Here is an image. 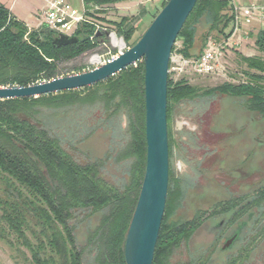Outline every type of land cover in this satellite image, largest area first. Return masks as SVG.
Returning a JSON list of instances; mask_svg holds the SVG:
<instances>
[{
	"label": "trees",
	"instance_id": "16d2710c",
	"mask_svg": "<svg viewBox=\"0 0 264 264\" xmlns=\"http://www.w3.org/2000/svg\"><path fill=\"white\" fill-rule=\"evenodd\" d=\"M83 1L90 22L74 34L80 39L78 43L61 47L53 43L55 32L46 27L30 30L0 3V88L27 87L59 78L62 64L105 43L107 32H96V21H107L100 15L124 0ZM139 18H123L117 23V33L128 48L142 37L136 36ZM233 29L232 0H198L173 52L198 58L209 41L227 40ZM113 43L124 46L115 37ZM255 46L264 54V30L255 35ZM97 60L96 55L91 57L92 62ZM241 60L248 72L244 73L246 80L239 83L203 89L168 79L170 160L174 141L171 117L183 102L224 95L264 119V59L241 56ZM100 131L110 134L108 153L92 160L84 147ZM112 158L124 175L114 177V183L106 178ZM146 160L143 61L90 87L39 98L0 100V221L31 251L36 264H85L87 254H94L95 264H126V234L139 199ZM184 193L170 164L166 211L153 264H168L173 247L170 232L179 230L171 218ZM94 218L97 223L89 230L86 244L80 246L77 222L89 223ZM4 231H0L2 235ZM190 235L187 232L185 239ZM183 236L178 234V242Z\"/></svg>",
	"mask_w": 264,
	"mask_h": 264
},
{
	"label": "rangeland",
	"instance_id": "374dc122",
	"mask_svg": "<svg viewBox=\"0 0 264 264\" xmlns=\"http://www.w3.org/2000/svg\"><path fill=\"white\" fill-rule=\"evenodd\" d=\"M74 8L82 11L84 9L83 0H68ZM240 6L244 4L239 2ZM163 1L161 0H124L113 5V10L107 11V21L96 23L101 28H106V41L93 51H89L79 58L61 65V77L81 74L92 69L91 57L99 55L107 57L110 53L114 54L118 51L112 45L110 34L114 33L117 38H124L117 33V23L123 18L140 17L137 24L136 36L143 35L153 21L154 14L161 9ZM251 4H257L250 3ZM32 8V9H28ZM45 8L43 0H17L15 1V13L19 18L27 17L28 13L33 9L42 11ZM145 9V13L141 11ZM109 12H111L109 14ZM257 21H255L256 23ZM264 27V25H261ZM257 27L256 31L252 28L250 37L239 45L237 50L230 49L225 56L224 66L225 73L222 76H205L195 78L189 84L203 89L214 88L225 82L239 83L246 80L245 72H248L247 66L241 60L244 57H261L255 46V35L262 30ZM248 29V26H244ZM34 30V29H33ZM101 31V30H100ZM180 42L177 48H180ZM127 46V45H126ZM137 65V64H136ZM135 65V66H136ZM78 68L80 70H78ZM232 118L231 125L223 118ZM222 119V120H221ZM235 119H237L235 121ZM224 121V123L222 122ZM171 131L173 134V157L171 165L176 179L181 180L185 195L181 206L175 211L171 221H180L187 219L191 214L196 212L198 205L196 203L197 184L200 179L196 171L198 169V159L202 156L204 165H202V173L204 180L226 181V169L216 162H213V152L216 149L225 148L228 155L240 156L236 160L242 162L235 163L236 168L245 162L250 165L251 169H258L259 172L252 174L250 178L245 176V181L252 184L264 179V119L251 113L240 105L234 99L231 100L227 96L217 94L211 100L197 99L194 101H186L177 105L171 117ZM110 144V134L100 131L93 136L85 145L84 149L88 152V156L92 160L102 159L108 153ZM200 167V168H201ZM122 178L123 169L115 163L114 159H110L107 166L106 178L114 183L115 178ZM236 184H243L242 179L234 178ZM185 183V184H184ZM185 185V187L183 186ZM3 187L0 185V196ZM1 215V211H0ZM97 219H92L88 223L87 220L77 222L76 236L78 244L84 246L86 244L89 230L94 228ZM4 228V235L0 232V264H36L32 259L31 251L17 240L15 234L9 229L3 227L0 221V231ZM3 232V231H2ZM200 245V237L193 235L190 240L178 242L175 247L170 250L172 259L170 264H195L198 256V247ZM94 254L85 255V264H95Z\"/></svg>",
	"mask_w": 264,
	"mask_h": 264
},
{
	"label": "water",
	"instance_id": "95a60500",
	"mask_svg": "<svg viewBox=\"0 0 264 264\" xmlns=\"http://www.w3.org/2000/svg\"><path fill=\"white\" fill-rule=\"evenodd\" d=\"M197 1L168 0L134 46L99 68L32 86L0 88V100L39 98L93 86L144 62L147 160L139 199L126 234V264H153L169 189L167 92L170 57ZM79 41L76 36L56 35L53 43L61 47Z\"/></svg>",
	"mask_w": 264,
	"mask_h": 264
},
{
	"label": "flooded vegetation",
	"instance_id": "af4514ba",
	"mask_svg": "<svg viewBox=\"0 0 264 264\" xmlns=\"http://www.w3.org/2000/svg\"><path fill=\"white\" fill-rule=\"evenodd\" d=\"M223 120L229 125L233 121L230 117ZM227 140L230 139L225 140V148L213 152L216 155L212 161L226 169L227 180H204L201 167L204 161L199 157L196 171L200 179L196 186L198 208L187 219L172 222L179 230L173 228L169 239L175 247L178 234L184 235L181 243L197 234L200 245L195 264H264V179L252 184L245 181V176L250 178L259 168L251 169L244 161L238 168L234 167L235 163L242 162L236 160L242 155H227ZM235 177L244 183L236 184ZM187 232L191 235L185 239ZM171 259L172 255L168 264Z\"/></svg>",
	"mask_w": 264,
	"mask_h": 264
},
{
	"label": "built area",
	"instance_id": "2783aa9c",
	"mask_svg": "<svg viewBox=\"0 0 264 264\" xmlns=\"http://www.w3.org/2000/svg\"><path fill=\"white\" fill-rule=\"evenodd\" d=\"M45 8L38 14L39 21L38 29L46 27L52 30L56 35L74 36L78 28L83 23H89L90 19L86 14L85 9L82 11L73 7L68 0H43ZM167 2L168 0H161ZM257 21L264 25V6L259 4H251L247 6H234V29L229 39L221 42L209 41L206 48L198 58H187L182 53L172 51L169 64V78L174 82L186 81L187 83L193 81L198 77L205 76H222L226 69L224 66V59L226 53L230 50H237L239 45L246 41L252 31V27ZM248 26L245 29L244 26ZM100 30L106 31V28H101L96 24V32ZM112 45L117 48L114 54H109L107 57L99 56L96 62H93L91 71L105 65L120 54L124 53L128 47L124 44L123 47L114 45L113 37L117 38L112 33Z\"/></svg>",
	"mask_w": 264,
	"mask_h": 264
},
{
	"label": "crops",
	"instance_id": "0c3cea01",
	"mask_svg": "<svg viewBox=\"0 0 264 264\" xmlns=\"http://www.w3.org/2000/svg\"><path fill=\"white\" fill-rule=\"evenodd\" d=\"M15 1H17V0H0V3H2L3 5H5L10 10V12L12 13V15L15 16L18 20L24 22L30 30H33V29L36 30V29H38L39 21H38L37 16H38V14L41 11H39L38 9H33L31 12L28 13L27 17H24L23 19H21L15 13ZM238 1L241 2V3H243L244 4L243 6H247L250 3H255V2L257 4H259V5H261V6H264V0H232L234 6L235 5L236 6H240V3H238ZM28 9H32V8H28ZM111 10H113V6L111 8H109L107 11H111ZM110 13L111 12H109V14ZM107 14L108 13H105V14L100 15V16H101V18H104V17L107 18ZM107 19H109V18H107ZM96 22L97 23H102L103 21L97 20ZM257 27H261V24H259L258 22L254 23V25H253L252 28L256 31V28ZM261 29L264 30V27H261Z\"/></svg>",
	"mask_w": 264,
	"mask_h": 264
}]
</instances>
